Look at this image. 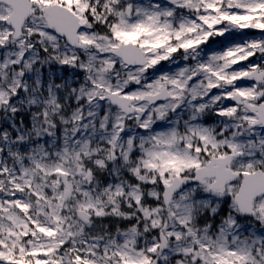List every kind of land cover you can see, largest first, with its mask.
<instances>
[{
	"label": "snow or ice",
	"instance_id": "obj_1",
	"mask_svg": "<svg viewBox=\"0 0 264 264\" xmlns=\"http://www.w3.org/2000/svg\"><path fill=\"white\" fill-rule=\"evenodd\" d=\"M0 264H264V0H0Z\"/></svg>",
	"mask_w": 264,
	"mask_h": 264
}]
</instances>
